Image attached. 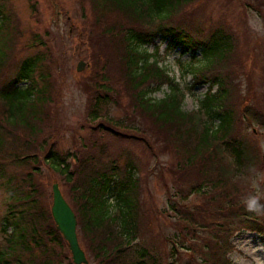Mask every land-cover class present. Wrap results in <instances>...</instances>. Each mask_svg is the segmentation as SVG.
Instances as JSON below:
<instances>
[{
    "label": "trees",
    "instance_id": "1",
    "mask_svg": "<svg viewBox=\"0 0 264 264\" xmlns=\"http://www.w3.org/2000/svg\"><path fill=\"white\" fill-rule=\"evenodd\" d=\"M92 1L101 27L89 32L95 69L83 89L94 94L88 117L99 138L91 135L82 142L88 153L81 148L63 152L45 134L44 111L53 88L49 74L38 77L44 60L35 54L8 67L12 53L5 36L11 34V22L0 10V188L6 201L0 217V264H72L70 257L65 263L68 244L38 179L41 161L64 179L78 235L96 264H182L184 252L189 253L188 264H237L230 259L234 233L243 227L264 233V188L253 195L248 180L241 183L256 178L264 167L258 140L242 130L245 119L247 128H264V104L245 103L241 111L234 106L240 88L235 71L245 65L236 50L237 34L223 22L207 35L185 22L188 14L173 19L200 0ZM244 5L264 9L253 0ZM120 14L127 22L118 19ZM159 35L169 52L179 48L191 55L179 62L193 80L188 90L208 84L195 110L183 109L187 90L162 65L159 47L147 49L156 46ZM165 85L170 91L163 98L152 97ZM118 92L129 102L123 103ZM121 101L125 112L117 118L107 108ZM144 121L158 132L151 133ZM109 134L151 149L157 137L170 136L178 160L169 170L180 187L169 196L159 220L143 201L139 155L126 149L120 159L101 140ZM191 173L196 178L181 179ZM186 194L200 202L190 205ZM170 218L173 232L167 237L156 233V220ZM159 236L164 245L156 241Z\"/></svg>",
    "mask_w": 264,
    "mask_h": 264
},
{
    "label": "rangeland",
    "instance_id": "2",
    "mask_svg": "<svg viewBox=\"0 0 264 264\" xmlns=\"http://www.w3.org/2000/svg\"><path fill=\"white\" fill-rule=\"evenodd\" d=\"M245 1L200 0L184 9L180 16L173 18L178 20L188 14L185 22L189 24L191 21L193 28L195 27L200 32L204 31L207 35L222 22L233 28L238 36L236 50L239 54L241 53V59L245 64L244 67L240 65L235 71V74L238 75L237 82L240 85L234 101V106L238 111H241L245 103L252 107L264 104V9L261 10L262 12L260 9H247L244 5ZM92 2V0H0V10L3 14H9L11 22V27L8 24L5 26L11 29V34L5 36L8 37L7 44L11 47L8 49V54L12 53V60L8 67H15L22 59L35 54H39L44 60L38 71V77L41 73L49 74L48 81L51 82L53 88L51 102L47 107L45 106L44 111L47 114L44 119L47 130L45 134L51 135L56 140L58 149L63 152L81 148L83 153H88L83 144L86 141L89 142L91 135L93 139L99 138L96 135L98 131L93 129L95 127L88 117L89 109L94 102V94L89 89H83L95 69L91 57L94 50L89 43V32L96 33L101 27L96 21V11ZM253 3L264 5L262 0H253ZM118 17L122 23L127 22L125 16L120 14ZM155 41L156 46L149 45L147 49L151 52L155 50V47H159L162 65L187 90L183 109L186 111L197 109L199 100L208 90V84L188 90L193 80L190 76L183 74L179 62L190 60L191 55H183L179 48L169 52L166 48V41L160 35ZM118 44L124 53V44L121 42ZM80 60H84L86 65L83 70L78 71L77 66ZM249 73H251V80L248 82ZM92 80L94 81V78ZM38 81L40 85L43 84L40 78ZM21 85L25 86L26 82ZM169 91V86L165 85L154 92L152 97L163 98ZM118 94L122 96L123 103L129 102V97L125 93L118 92ZM122 101L118 106L110 104L107 108L117 118L124 116L125 108L122 106ZM138 119L142 120L140 117ZM143 123L149 125L147 128L151 133V129L157 131L151 121ZM247 124L250 123L248 119H245L244 124L242 122V130L248 134L251 132L250 135L258 140L260 153L264 160V128L259 125H256L255 128H247ZM45 134L42 138L45 137ZM101 140H104L109 149L114 154H118L120 159L123 158L126 149H130L137 156L139 155L141 166L144 165L141 168L143 201L145 200L149 209L156 210L157 220H159L160 214L167 210L169 196L180 187L178 186L179 181L169 170L172 166H176L178 160V156L172 153L170 136L163 134L161 137H157L153 141V149L146 148L140 143L130 142L126 138L118 139L110 134L104 135ZM121 152L123 153L121 154ZM40 166L42 175H38V179L43 186V193L46 195L45 202L51 207L53 203L52 185L58 182L62 193L70 203V198L66 196L68 190L60 174L44 161H41ZM177 178L179 177L177 176ZM193 178H196L195 173L188 174L181 179L186 181ZM247 180L249 193L258 194L264 188V167L256 178L243 179L241 183L245 184ZM180 184L184 186L183 182ZM188 195L186 194V196ZM187 202L190 205H195L200 202V199L195 195H189ZM5 210V194L0 188V217L5 213ZM157 220L155 222L156 233L165 234L163 236L167 237L168 233L173 232L175 228V225L172 224L173 219ZM163 236L156 239L161 245H164ZM79 240L90 264H96L85 246L84 239L79 236ZM231 242L234 245V250L230 253V259L233 262L264 264V233L261 230L254 232L251 228L243 227L234 233ZM67 248H69V244L65 249V252L68 251L69 254L65 263L69 261L70 257L72 264H75L72 253ZM188 261L189 253H182L179 263L188 264Z\"/></svg>",
    "mask_w": 264,
    "mask_h": 264
},
{
    "label": "water",
    "instance_id": "3",
    "mask_svg": "<svg viewBox=\"0 0 264 264\" xmlns=\"http://www.w3.org/2000/svg\"><path fill=\"white\" fill-rule=\"evenodd\" d=\"M86 62L80 60L77 70L84 69ZM53 203L51 212L58 230L63 234L65 240L69 244L72 253L73 262L75 264H90L85 250L82 248L78 236V221L76 214L65 198L58 182L52 185Z\"/></svg>",
    "mask_w": 264,
    "mask_h": 264
},
{
    "label": "clouds",
    "instance_id": "4",
    "mask_svg": "<svg viewBox=\"0 0 264 264\" xmlns=\"http://www.w3.org/2000/svg\"><path fill=\"white\" fill-rule=\"evenodd\" d=\"M250 210H253V209L250 208Z\"/></svg>",
    "mask_w": 264,
    "mask_h": 264
}]
</instances>
